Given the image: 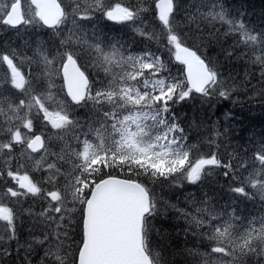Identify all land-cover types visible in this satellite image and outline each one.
Returning <instances> with one entry per match:
<instances>
[{"label":"snow or ice","instance_id":"obj_1","mask_svg":"<svg viewBox=\"0 0 264 264\" xmlns=\"http://www.w3.org/2000/svg\"><path fill=\"white\" fill-rule=\"evenodd\" d=\"M27 3L25 8L22 0H0L3 5L0 24L17 28L39 23L52 29L59 46H38L35 62L43 64L47 73L62 70L67 97L77 105L91 100L96 116L85 131L80 121L70 117L67 101L61 104L51 96V80L48 89H44L42 79L26 78L22 66L14 63L16 53H0V62L6 64L11 73L10 78L3 81L4 85L10 83L24 97L5 101L7 112L0 106V115L6 117L8 124L3 138L6 142H0V152L11 160L19 145L31 153L43 150L48 157L44 168L47 176L41 183L34 181L28 172L22 174L10 166L0 170V178L7 182L4 197L10 198L7 202L0 199V221L6 222L5 235H0V257L10 255L11 241L18 243L20 214L11 200L20 203L31 197L42 202L39 212L24 209L33 219V230L40 232L34 237L35 242L47 245L42 264H68L70 255L73 256L71 264H161L159 256L150 248L149 236L154 228L152 220L160 212L158 205L162 197L133 176L144 175L155 181L181 174L190 183H196L210 175L213 168H222L225 169L223 176L232 182L229 191L235 197L250 199L252 194L246 189L252 188L264 198V140L251 145V156L248 149L233 150L227 163L218 152L192 159V149L185 143L187 137L172 106L191 98L193 93L209 99H230L235 83L234 78L225 76L211 59L198 55L186 43L187 33L180 28L176 17L179 5L174 0H155L156 16L167 32L166 46L174 52L175 60L186 66V82L171 73L165 78L151 79L163 67L160 57L151 52L125 57L116 44L106 51L97 42L89 45L97 68L107 72L108 66L119 58V63L130 65L133 70L120 77L122 84L110 81V86H102L94 94L88 88L85 71L78 64L76 42L60 28L69 12L58 0H27ZM92 8L102 12L108 20L134 25L144 11L121 3L106 6L103 0H93ZM91 10L81 11L80 4H76L80 19H90ZM202 15L227 23L230 32L239 33L233 49L226 55L232 56L235 48L242 44L246 51L238 58H247L248 62L259 65L264 77V29L257 31L243 22L228 19L222 7L217 12ZM140 34L150 36L143 31ZM28 62L31 64L33 58ZM128 80L136 84H129ZM50 99L58 110H50ZM37 119H43L56 130V140L35 133L34 120ZM93 134L95 151L90 152L93 145L88 137ZM227 134V128L221 132L213 125L208 143L216 144L218 139L227 138ZM104 169H119L127 171L128 175L118 178ZM178 211L194 229H206L193 231L195 236L207 237L206 247L210 251L203 264H248L252 256L264 260V219L244 224L236 215L235 207L227 214L203 207H194L195 214L184 209ZM222 216H226L223 221ZM77 227L81 229L78 242L74 239ZM72 244H76L74 254ZM31 248L29 244L26 251Z\"/></svg>","mask_w":264,"mask_h":264},{"label":"trees","instance_id":"obj_2","mask_svg":"<svg viewBox=\"0 0 264 264\" xmlns=\"http://www.w3.org/2000/svg\"><path fill=\"white\" fill-rule=\"evenodd\" d=\"M65 1L61 0L64 3ZM103 2L106 6L121 3L125 6L144 9V11L140 12L139 19L134 25L127 21L108 20L102 12L92 8L93 0L78 1L81 11L90 8L95 15L89 25H83V27L89 26L95 31L94 35H97L95 43L99 42L102 46L104 42H108L106 44L109 47L108 50L112 44H116L125 57L129 55L143 56L145 52H151L160 57L163 65L159 69L158 75L151 79L165 78L171 73L186 82L183 64L175 60L174 52L169 51L166 46L167 32L157 19L155 0H103ZM192 2L193 0H175V3L179 5V11L176 13L177 20L180 21V28L187 33L186 43L206 60L211 59L225 76L234 78L235 88L230 99L227 100L219 97L209 99L193 93L191 98L173 105L172 111L175 113L177 122L184 129L187 137L185 143L192 149L193 160L201 155L218 152L227 163L230 153L233 150L239 152L242 148L248 149V155L251 156V145L264 140V77H261L260 66L248 62L247 58H238L241 53L246 51L242 44L239 48H235L232 56L226 55L228 50L233 49L234 42L239 38V33L229 31V24L220 21L213 22L211 17H205L195 10L185 12V18L180 17L182 11L187 6H191ZM216 2L223 4L228 19L243 22L247 27L257 31L264 29V0H216ZM2 6L0 4V7ZM212 10L215 9L210 11ZM76 15L80 16V13L76 12ZM26 26L30 29L27 30L24 26L13 29L0 24V53H16L14 63L22 66L21 70L25 73L26 78L33 76L42 79L44 89H48L49 80H51V96L53 95L56 102L57 100L61 103L67 101V111L70 113V117L80 121L86 131L96 116L93 102L87 100L81 106L71 104L64 93L60 70L55 73H47L43 64L37 65L34 59V53L38 48L35 40L39 34L44 40L45 48H52L53 45L58 47L59 39L54 36L52 31L43 28L42 24L37 23L33 27L32 25ZM60 28L65 35L63 25ZM141 31L149 33L150 36L141 35ZM109 38L113 43L108 41ZM54 53L55 49H53ZM77 53L82 54V52ZM84 54L88 58L82 59L79 55V61L86 69V61H89L92 56L91 53L84 52ZM29 58H33L31 64L28 62ZM56 67L59 69L58 64ZM132 70L130 65L125 64L119 74V79L110 70L106 72L102 68L96 70L97 79L89 74L92 79V93L94 94L102 86H110V81L114 84H122L120 77ZM10 75L7 65L0 62V106L4 107L5 112H7L5 101H18L19 98H24L19 90L12 88L10 83L7 86L4 85L3 81L10 78ZM145 75H148L147 70ZM127 83L136 84V81L128 80ZM10 93H16V95ZM220 103L222 107H216ZM55 104L51 99L48 101L50 110H53ZM42 115L41 113L40 116L42 117ZM13 122H16L14 118ZM213 125L221 132L227 128L228 134L227 138L218 139L216 144L210 145L208 140ZM7 126L6 117L0 115V129H3L0 130V142H6L3 141V138ZM34 131L44 134L46 138L52 137L53 140H56V130L51 129V126L47 125L43 119L34 120ZM88 139L93 145L90 152L95 151L94 134L90 135ZM43 153L33 155L25 147L18 145L12 154L14 158L9 160L8 156L0 152V170L10 166L18 169L22 174L28 172L34 181L41 183L47 176V172L44 170L46 165L40 161ZM36 157L40 159H36ZM46 158L48 159L47 154ZM37 161H40V165H37ZM103 171L120 177L128 175L127 171L121 172L119 169H104ZM223 171L225 169L213 168L210 175H206L196 183H190L181 174H177L169 180L159 178L155 181L144 175L132 177L145 183L162 197L158 205L160 212L152 220L154 228L149 236L150 248L154 255L159 256L161 264H195L197 260L203 264L205 255L210 251L206 247L208 244L206 236L193 235V231H206V229H194L191 224L185 221L178 209L194 213V207H203L227 214L231 213L232 208L235 207L236 215L242 220L250 219L249 221L255 224L256 221L264 219V198L252 188L246 189L252 194L250 199L235 197L229 191L232 182L223 176ZM244 175L247 176L248 173ZM6 183L0 178V199L5 202L10 199L4 197ZM234 200L235 203H233ZM193 201H195V206ZM11 204L20 214L17 225L18 243L16 240L11 241L10 255L0 257V264H42L47 245L41 246L35 242L34 237L39 236L40 232L33 230V219L24 211V209L32 208L35 212H39L42 202L39 198L29 197L20 203L11 200ZM173 205L175 207H172ZM204 216H207V213ZM223 217L226 219V216ZM256 227L259 226L256 224ZM5 229L6 222L0 221V235H5ZM80 231V227H77L74 237L77 242L80 238ZM29 244L32 245V248L30 251H26ZM18 248L19 254H17ZM75 248L76 244H72L73 254ZM190 252L200 255L194 256ZM72 258V255L67 258L68 264H71ZM248 264H264V260L252 256L248 260Z\"/></svg>","mask_w":264,"mask_h":264},{"label":"rangeland","instance_id":"obj_3","mask_svg":"<svg viewBox=\"0 0 264 264\" xmlns=\"http://www.w3.org/2000/svg\"><path fill=\"white\" fill-rule=\"evenodd\" d=\"M66 1H67L68 4L71 6V13H72V14H70V16H71V19H72V20L75 18V20L80 21V22H83L84 25H89V23L91 22V20L94 19L93 17H94L95 15H93L92 11H90V12L88 13L89 16H90V19H87V20L80 19V16L76 15V11H75L76 4H77L78 1H80V0H66ZM199 3L202 4V7H200V9L204 10V12L206 11L205 8L208 7V6H212V7H209V8H208V9H209L208 11H210L211 9H215V10H212L213 12H217V10L219 11L220 8L223 6V4L216 2V0H199ZM90 5H92V4H90ZM213 5H219V7H213ZM186 8H188V6H187ZM222 8H223V7H222ZM91 13H92V14H91ZM77 24H78V22H76V21H75V22H72V23H71L72 29H71V31H69L67 34H65V36L72 35L73 40H74L75 42L80 43L82 48H84V47L88 48V47H89V44H86V46L84 45V44L86 43V40H85L84 37H83L84 32H80V30H78V28H77ZM80 26L83 27L82 25H80ZM86 29L89 30L91 36L94 37V39L92 40V43H95V42L97 41V35H94L95 31L92 30V29H90L89 26H87ZM108 41H109L110 43H113L112 39H110V38L108 39ZM39 43H40V45H44V40H43L42 37H39ZM107 43H108V42H104L103 45H102V47L104 46V48H105L106 51L109 49V47L106 46ZM84 49H85V48H84ZM85 50H86V49H85ZM84 52H85V51H84ZM84 52H82L83 55H85ZM89 56H90V55H89ZM90 57H91V56H90ZM89 59H90L89 61H86V67H87L89 73H90L91 75H93L95 79H97L96 70H100L101 68H97V67L94 65V62H93V61H94V57H91V58H89ZM118 59H119V58H117V60L113 61V64L110 65V66H108V68H109V70H110L112 73L116 74V75H117V78L119 79V74H120V72H121V70L123 69V67H124L125 64L119 63V62H118ZM61 93H62V90H61ZM57 102H58V103H61L59 100H57ZM61 104H63V103H61ZM55 110H58L57 107H56V104H55V106H54V108H53L52 111H55ZM69 114H70V113H69ZM42 157H43L44 159H42ZM42 157H41L42 160H40V161H42L43 163H45V160L47 159V158H46V153H43V154H42ZM36 159H40V158L36 157ZM43 163H42V164H43Z\"/></svg>","mask_w":264,"mask_h":264},{"label":"bare ground","instance_id":"obj_4","mask_svg":"<svg viewBox=\"0 0 264 264\" xmlns=\"http://www.w3.org/2000/svg\"><path fill=\"white\" fill-rule=\"evenodd\" d=\"M58 2L59 3H61V0H58ZM22 4L24 5V7L25 8H27L28 7V3H27V0H22ZM62 4V6L69 12V16H68V18H67V20H66V22H65V24H63V31L65 32V34H67L69 31H71V29H72V26H71V23L73 22V20L71 19V16H70V14H72L71 13V6L68 4V2L67 1H65V3L64 2H62L61 3ZM200 7H202V4H200L199 3V0H193V2L191 3V6H189L188 8H185L184 9V11H182L183 13H181V15H180V17H184L185 18V16H184V14H185V12H190V10H195V11H198V9H199V13H201V14H206L207 12H209L208 10V8L209 7H212V6H208V7H206L205 8V12H204V10H202V9H200ZM223 7V6H222ZM223 10H225V8L223 7ZM225 12V11H224ZM186 15V14H185ZM76 22H78V24H77V28H78V30H80V32H84V35H83V37H84V39L86 40V43L84 44L85 46H86V44H89V45H92V44H95V43H92V40L94 39V37H92L91 36V34H90V31L89 30H87L86 29V27H81L80 25H84V23L83 22H80V21H77V20H75ZM211 21H213V22H217V21H219V20H212V18H211ZM25 27V28H27V30H29L30 28H28V26H26V25H21V26H18L17 28H13V27H11V26H8V27H10V28H13V29H19V28H21V27ZM34 25H32V27H33ZM43 26V25H42ZM62 26V25H61ZM60 26V27H61ZM43 28H45V29H48V30H50V31H52L53 32V30L52 29H49V28H47L46 26H43ZM39 37H40V34L37 36V38H36V40H35V42H36V45L37 46H40V43H39ZM75 46H76V50H77V52H86V53H91V49L88 47V48H86V47H84V48H82L81 47V44L80 43H78V42H76V44H75ZM240 52V51H239ZM78 55H80L81 57H82V59H87L88 58V56L87 55H83V54H81V53H77ZM236 62V61H235ZM228 73V72H227ZM59 77V76H58ZM60 79V78H59ZM60 81V80H59ZM62 81V80H61ZM51 90H53V89H51ZM51 93H52V91H51ZM53 96V95H52ZM216 107H219V108H221L222 107V105H221V103L219 104V105H217ZM225 219V217H220V220L221 221H223ZM250 220V219H249ZM249 220L248 219H245V220H243V222H244V224H248V222H249ZM258 225V224H257ZM259 226V225H258Z\"/></svg>","mask_w":264,"mask_h":264},{"label":"water","instance_id":"obj_5","mask_svg":"<svg viewBox=\"0 0 264 264\" xmlns=\"http://www.w3.org/2000/svg\"><path fill=\"white\" fill-rule=\"evenodd\" d=\"M63 74V73H62ZM185 75H186V77H187V69H186V66H185ZM89 80V79H88ZM65 83V82H64ZM88 86H89V84H88ZM65 88H66V92H67V86H66V84H65ZM86 94H87V92H86ZM118 178H122V177H118Z\"/></svg>","mask_w":264,"mask_h":264}]
</instances>
